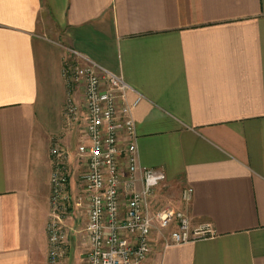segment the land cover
<instances>
[{
  "label": "crops",
  "instance_id": "obj_1",
  "mask_svg": "<svg viewBox=\"0 0 264 264\" xmlns=\"http://www.w3.org/2000/svg\"><path fill=\"white\" fill-rule=\"evenodd\" d=\"M70 49L124 77L138 165L165 171L193 228L212 225L179 244L152 235L146 264H264V0H0V264H48ZM86 221L66 217L65 264H85Z\"/></svg>",
  "mask_w": 264,
  "mask_h": 264
},
{
  "label": "built area",
  "instance_id": "obj_2",
  "mask_svg": "<svg viewBox=\"0 0 264 264\" xmlns=\"http://www.w3.org/2000/svg\"><path fill=\"white\" fill-rule=\"evenodd\" d=\"M69 53L71 58L65 60L63 70L69 87L65 112L71 121L82 122L77 152L84 165L74 197L68 152L58 144L53 147L48 264H65V220L76 208L87 214L83 227L87 238L85 264H146L155 230L172 228L167 244L212 236L210 223L193 228L182 209L156 206L155 191L166 173L161 168L138 165L131 108L126 106L122 116L117 111V100L129 89L124 77L76 49ZM122 158L127 162L126 169ZM193 193V187L184 188L182 200L191 201Z\"/></svg>",
  "mask_w": 264,
  "mask_h": 264
},
{
  "label": "rangeland",
  "instance_id": "obj_3",
  "mask_svg": "<svg viewBox=\"0 0 264 264\" xmlns=\"http://www.w3.org/2000/svg\"><path fill=\"white\" fill-rule=\"evenodd\" d=\"M49 29H56L57 31H59V27L58 26H49ZM59 44V41H58ZM64 115H65V131L62 135H58L57 137L52 139V143L50 146V153L52 158L55 161V156L52 152L53 147L58 144V146H61L64 150H66L68 152V162H69V167H70V178H71V190L72 193L74 195V197L77 195L78 193V188H79V177H78V173H77V177L75 179V177L73 176V169H80L82 168V165H80L79 163V158H78V146H79V142H78V138H81V128H82V122L80 121H71L67 116H66V112H65V107H64ZM67 117V118H66ZM73 133V134H72ZM83 164V163H82ZM79 172V171H78ZM169 188L168 186H162V187H158L155 191V203L157 207H161V206H166V205H172L174 207H176V197L174 195H172V191H168ZM79 209L76 208L75 212L78 214L79 213ZM172 232V228H165V229H161V230H155L153 233V242L154 241H158V240H164V239H168V237L170 236ZM69 251V257H71V252ZM68 257V255H67ZM77 264H82L81 258L79 255H77L76 260ZM84 263V261H83Z\"/></svg>",
  "mask_w": 264,
  "mask_h": 264
}]
</instances>
